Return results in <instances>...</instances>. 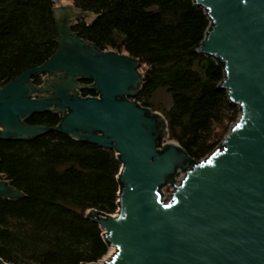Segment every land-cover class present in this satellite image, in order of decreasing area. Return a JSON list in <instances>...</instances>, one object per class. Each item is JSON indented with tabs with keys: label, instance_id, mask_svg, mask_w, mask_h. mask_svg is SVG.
<instances>
[{
	"label": "water",
	"instance_id": "water-1",
	"mask_svg": "<svg viewBox=\"0 0 264 264\" xmlns=\"http://www.w3.org/2000/svg\"><path fill=\"white\" fill-rule=\"evenodd\" d=\"M195 2L212 25L199 51L224 66L222 86L240 107L221 146L198 163L175 142L159 147L165 116L133 99L140 61L100 50L72 31L99 14L55 7L56 53L0 87V139L59 132L119 155V209L91 215L110 254L88 264H264V0ZM40 74L48 75L42 87L32 82ZM78 80L93 81L99 96H80ZM35 92L44 94L35 99ZM49 111L61 115L58 125L25 122ZM24 195L0 175V197ZM0 264L11 263L0 257Z\"/></svg>",
	"mask_w": 264,
	"mask_h": 264
},
{
	"label": "trees",
	"instance_id": "trees-1",
	"mask_svg": "<svg viewBox=\"0 0 264 264\" xmlns=\"http://www.w3.org/2000/svg\"><path fill=\"white\" fill-rule=\"evenodd\" d=\"M72 2L99 14L91 24L77 21L73 32L100 50L140 61L133 99L165 116L162 134L194 163L221 146L240 107L222 86L224 66L199 51L212 26L206 9L195 0ZM55 7V0H0V87L56 53ZM42 113L33 117L53 126L61 121L59 114ZM121 167L115 150L59 132L0 139V175L25 194L0 197V257L11 264L99 262L110 244L91 215L119 209Z\"/></svg>",
	"mask_w": 264,
	"mask_h": 264
},
{
	"label": "flooded vegetation",
	"instance_id": "flooded-vegetation-1",
	"mask_svg": "<svg viewBox=\"0 0 264 264\" xmlns=\"http://www.w3.org/2000/svg\"><path fill=\"white\" fill-rule=\"evenodd\" d=\"M47 76H48L47 74H40V75L34 76L32 78V82L34 83V85L42 87V85L46 82ZM77 82H78V84H80L82 86V88H76L75 89V91H77L80 96H82V97H98L99 96V94L91 88V86L94 84L93 81H91V80H78ZM43 94L44 93L35 92L34 98L35 99H41ZM49 112L52 113L53 111H49ZM37 114H39V113H37ZM34 115H32L30 118H28L25 122L29 125H47L40 120H36L33 117ZM47 126H53V125H47Z\"/></svg>",
	"mask_w": 264,
	"mask_h": 264
},
{
	"label": "rangeland",
	"instance_id": "rangeland-1",
	"mask_svg": "<svg viewBox=\"0 0 264 264\" xmlns=\"http://www.w3.org/2000/svg\"><path fill=\"white\" fill-rule=\"evenodd\" d=\"M56 3V7H59V6H74L73 5V2H72V0H60L59 2H55ZM144 69H140V71L142 72ZM235 123H233V124H231V126L232 125H234ZM229 132V131H228ZM228 134V133H227ZM226 134V135H227ZM225 135V136H226ZM161 142H162V144H161V146L162 145H164L165 143H171V142H175L174 140H171L170 138H169V136L167 135V136H165L162 140H161ZM175 143H177V142H175ZM182 176H183V173L182 172H180V173H178V175H177V181H180L181 179H182ZM117 213V212H116ZM116 213H114L113 215H115ZM110 254V249H109V252L101 259V260H103L104 258H106L108 255ZM100 260V261H101ZM99 261V262H100Z\"/></svg>",
	"mask_w": 264,
	"mask_h": 264
},
{
	"label": "built area",
	"instance_id": "built-area-1",
	"mask_svg": "<svg viewBox=\"0 0 264 264\" xmlns=\"http://www.w3.org/2000/svg\"><path fill=\"white\" fill-rule=\"evenodd\" d=\"M155 112H158V111H155ZM176 183H179V181H177ZM104 259H105V258H104ZM104 259H103V260H104ZM103 260H101V261H103ZM101 261H100V262H101Z\"/></svg>",
	"mask_w": 264,
	"mask_h": 264
},
{
	"label": "bare ground",
	"instance_id": "bare-ground-1",
	"mask_svg": "<svg viewBox=\"0 0 264 264\" xmlns=\"http://www.w3.org/2000/svg\"><path fill=\"white\" fill-rule=\"evenodd\" d=\"M185 174L183 173V176H184ZM183 176H182V178H183Z\"/></svg>",
	"mask_w": 264,
	"mask_h": 264
}]
</instances>
